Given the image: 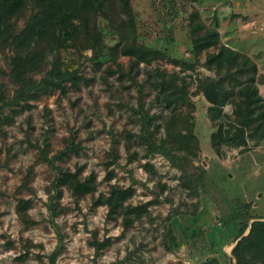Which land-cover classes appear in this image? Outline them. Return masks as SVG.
<instances>
[{
    "label": "rangeland",
    "instance_id": "rangeland-1",
    "mask_svg": "<svg viewBox=\"0 0 264 264\" xmlns=\"http://www.w3.org/2000/svg\"><path fill=\"white\" fill-rule=\"evenodd\" d=\"M128 6L129 14L116 9L115 22L130 19L135 41L158 49L161 57L128 70V57L118 50L115 29L98 17L93 48L78 44L60 51L78 63L77 84L66 82L64 92L55 88L32 98L30 107L18 110L11 122L0 126V264H49L46 255L56 245L47 213L54 170L40 151L50 156L70 136L78 149L62 154L54 163L78 169L81 178L93 173L95 187L77 196L61 186L55 199L59 212L54 221L62 240L56 264H196L212 255L225 256L223 250L229 252L232 235L242 223L264 219V134L243 127V142L238 146L221 144L217 152L211 147L209 134L216 127L206 114L212 103L202 95V82L221 77L219 73L226 69L204 65V53L212 47L198 56L192 54L187 24L190 9H197L201 22L217 29L220 43L252 59L264 99V81H260L264 77V0H128ZM24 14L16 18V27ZM49 59L46 54L34 72L36 78ZM154 68L174 73L175 83L186 93L185 102L167 104L156 94L160 87L152 83ZM147 69H152L149 76ZM8 71L6 51L0 49V85L6 95L13 88ZM222 78L221 87L232 91H227L221 104L226 115L222 120L228 122L237 86L232 77ZM139 104L149 114L156 113L154 120L159 123L166 116L173 138L193 159L195 166L187 176L182 177L163 155L147 151L135 136ZM162 134L159 127L156 135ZM111 135L114 162H109ZM192 172L200 173L194 184ZM110 184L133 187L124 204L158 200L124 227L121 213L109 217L106 205L95 201L107 194ZM19 197L29 199L27 220L15 211ZM104 237L109 242L95 253L92 243ZM28 241L27 255L18 258Z\"/></svg>",
    "mask_w": 264,
    "mask_h": 264
},
{
    "label": "trees",
    "instance_id": "trees-1",
    "mask_svg": "<svg viewBox=\"0 0 264 264\" xmlns=\"http://www.w3.org/2000/svg\"><path fill=\"white\" fill-rule=\"evenodd\" d=\"M118 1L120 5L116 3V0H0V49L6 51V60L9 64L8 78L13 83L10 95H6L0 85V126L11 122L18 110L30 107L29 102L32 98L48 94L55 88L64 92L66 82L68 85L77 84L81 77L78 73V63L61 55L60 51L67 46L77 47L78 44H81L83 48H93L98 17H104L115 29L118 50L128 57V70L132 71L133 67L138 66L140 62L150 64L162 56V52L158 49L135 41V30L130 19L119 18L115 22L118 11L129 14L128 0ZM25 10L27 11L24 12ZM23 13H25L24 21L16 27L15 20ZM187 24L191 36L192 54L198 56L203 50L212 47L214 50L204 53V65L226 69L219 73L221 77L213 78L216 98L214 103L206 107L207 117L216 127L209 134L211 147L217 152L221 144L238 146L243 142V127L259 131L262 136L264 134V99L258 93L256 83L259 74L255 62L245 53L220 43L217 29L204 25L197 9H190ZM46 54L50 55L47 61L48 66L43 74L36 78L34 72L44 63ZM230 68L232 70L228 71ZM150 70L152 69L146 70V76H149ZM154 71L156 73L152 83L155 87H160V91L158 90L156 94H159L163 101L171 104L177 100L180 102L187 100L185 91H182L183 88L175 83L173 72L158 68H154ZM223 75L232 77L237 86V99L233 101L232 114L228 115L230 122L222 120L224 113H221V104L226 99L227 91L232 92L221 87ZM206 79L209 77L204 80ZM260 81H264L262 75ZM6 108H8L7 112H5ZM136 111L139 113V132L135 133V136L146 146L147 151L163 155L172 166L179 170L182 177L185 176L195 165L192 164V157L183 151L173 138L166 116L163 115L162 123H159L154 120L157 114L154 112L149 114L147 108H143L141 104ZM159 127L163 128L162 135H156ZM110 140L109 162H114L115 138L111 135ZM127 140L128 137L124 142L126 149H128ZM77 149V143L73 141V136H70L67 144L56 153L47 156L44 150L40 151L41 158L54 170L51 180L52 191L47 200V213L48 220L54 227L56 245L46 255L49 264H56L55 257L62 248L61 235L54 221V217L59 212L55 199L60 195L61 186L64 185L72 195L77 196L90 192L95 187L93 173L90 172L81 178L78 176V169L71 171L54 163V160L62 154L74 152ZM143 165L148 166L147 163ZM199 174L192 172L190 180L193 184L198 180ZM132 192L133 187L130 184L126 186L110 184L107 194L98 196L95 201L106 205V213L109 217L121 213L122 225L126 227L134 218H139L147 212L149 203L158 200L149 199L135 204H124ZM28 204V198L19 197L15 205L16 213L24 220L28 218L26 212ZM173 217L174 214L170 215V220ZM246 227L248 231L242 234ZM238 236L240 237L237 238ZM108 242L107 237L94 240L92 245L95 253ZM230 242H234L229 249L230 256L218 258L212 255L196 264H264V219L254 218L249 224L242 223L232 235ZM28 244L30 241L25 244L26 248L22 254L19 253L18 258L27 255Z\"/></svg>",
    "mask_w": 264,
    "mask_h": 264
},
{
    "label": "water",
    "instance_id": "water-1",
    "mask_svg": "<svg viewBox=\"0 0 264 264\" xmlns=\"http://www.w3.org/2000/svg\"><path fill=\"white\" fill-rule=\"evenodd\" d=\"M202 87H203L202 95H203L204 99L208 103H213L215 101V98H216L215 80L213 78L203 80ZM247 231H248V227L245 229V231L242 234H245ZM239 237L240 236H238L237 238H239Z\"/></svg>",
    "mask_w": 264,
    "mask_h": 264
},
{
    "label": "crops",
    "instance_id": "crops-1",
    "mask_svg": "<svg viewBox=\"0 0 264 264\" xmlns=\"http://www.w3.org/2000/svg\"><path fill=\"white\" fill-rule=\"evenodd\" d=\"M258 88V87H257ZM258 93L261 95V91L260 89L258 88ZM222 249V248H221ZM223 250V249H222ZM223 253L226 255V256H230L229 252L226 251V250H223ZM215 256L219 257L218 254H216ZM224 257V256H223ZM223 257H219V258H223ZM231 259L233 260V257H231Z\"/></svg>",
    "mask_w": 264,
    "mask_h": 264
}]
</instances>
